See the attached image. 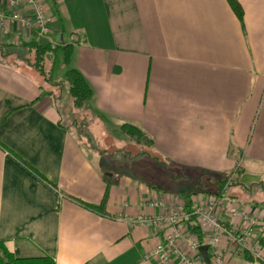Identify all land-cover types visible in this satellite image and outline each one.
I'll return each instance as SVG.
<instances>
[{
	"label": "crops",
	"instance_id": "crops-1",
	"mask_svg": "<svg viewBox=\"0 0 264 264\" xmlns=\"http://www.w3.org/2000/svg\"><path fill=\"white\" fill-rule=\"evenodd\" d=\"M42 1L59 47L72 46L64 78L77 69L92 89L96 143L123 149L120 128L131 124L169 166L215 176L247 169L263 180L264 0H237L242 21L227 0ZM9 15L0 2L9 30L0 44L20 49L30 42L14 40ZM0 58V242L16 258L55 264H156L146 256L162 231L131 223L157 215L155 202L184 199L87 149L61 121L52 80ZM233 198L264 215V194ZM259 247L254 258L222 240L226 264H264V239Z\"/></svg>",
	"mask_w": 264,
	"mask_h": 264
},
{
	"label": "built area",
	"instance_id": "built-area-1",
	"mask_svg": "<svg viewBox=\"0 0 264 264\" xmlns=\"http://www.w3.org/2000/svg\"><path fill=\"white\" fill-rule=\"evenodd\" d=\"M10 12L9 19L16 25L14 40L24 38L44 42L51 48L62 45L51 32L53 15L42 0H0ZM26 8L28 13H23ZM9 33L0 18V34ZM75 41V38H71ZM227 186V185H226ZM225 186V187H226ZM160 211L157 215L138 217L131 224L162 231V240L148 252L147 258L156 264H205L199 247L207 246L209 264H226L223 258L222 240L233 254L249 253L260 256L259 240L264 239V215L257 214L227 199L224 191L220 195H191L189 207L183 201L171 205L153 203ZM226 216L229 222L221 219ZM198 225L202 239L189 231V225ZM175 261H177L175 263Z\"/></svg>",
	"mask_w": 264,
	"mask_h": 264
},
{
	"label": "rangeland",
	"instance_id": "rangeland-1",
	"mask_svg": "<svg viewBox=\"0 0 264 264\" xmlns=\"http://www.w3.org/2000/svg\"><path fill=\"white\" fill-rule=\"evenodd\" d=\"M57 48L58 47H55L54 49ZM12 51L14 52V55H11L8 58H4L7 61L6 63H9L11 65L19 64V66H23L24 64L29 65L26 62L22 61L29 58V54L24 49L14 48ZM50 54H48L46 57L47 64L45 67L47 69L46 73L50 76L52 83H44H46L45 86L51 87V93L53 94L55 93V91H57L58 88L60 89V105L62 106L61 111L63 113L61 121L76 137L80 138L84 135L89 136L90 134L88 133L89 131L87 129V120L89 118V114L87 113V109L84 111L74 109L69 94L68 83L66 82L62 74L63 69L65 68L63 63V53L61 50H57L53 54ZM31 60L32 56L30 55L28 61L31 62ZM50 64H52L53 67L49 71L51 67ZM121 136V139H123L124 143L123 149L121 150H118L106 143V145H100L99 143H96L94 139L91 138V136V141H86L84 145L87 147V149L90 148V146L93 147V152L95 153H98V151L102 152L104 157L109 158L107 159V161H110L109 165L114 163V165L116 167L118 166L119 168V165L122 164L123 170L125 171L130 170V168H128V165H126V163L130 162L132 168L137 172V174L143 177L146 181L154 183L155 185L164 188L168 193L174 194L183 199L184 197H186L185 193H193L194 195L199 196H210L213 195L212 193L216 192L219 188V185L216 184L214 180L209 179L210 176L212 177L213 175H209L200 171L189 172L186 170L175 168L173 166H169L164 160L157 157L153 153L151 147L135 143L122 132ZM107 141H109V139H107ZM109 170L110 169H106L107 172ZM261 179L263 180L257 181V172L253 170H240L236 177L231 176L228 179L221 190L224 191L227 199L229 200L235 199L233 198L235 194H240L246 199H251L257 193L264 194V176ZM234 181L236 182V185H233ZM240 182L245 185V188L251 186V188L249 189L250 192L249 190L247 192L245 188L243 189L242 185H238ZM183 202H185V200Z\"/></svg>",
	"mask_w": 264,
	"mask_h": 264
},
{
	"label": "trees",
	"instance_id": "trees-1",
	"mask_svg": "<svg viewBox=\"0 0 264 264\" xmlns=\"http://www.w3.org/2000/svg\"><path fill=\"white\" fill-rule=\"evenodd\" d=\"M227 1L229 5L231 6L232 10L234 11V13L237 15V17L240 19V21H242V16H243L242 9L239 6L237 0H227ZM14 48L17 49V47H14L12 45L0 44V56L3 58L5 57L8 58L11 55H14L13 54L14 52L12 51ZM20 49H24L29 54V58H30V55L32 56L31 62L28 61L29 58L24 59L22 61L26 62L31 67H33L41 75V77H43V80L47 82L50 79V76L46 73L47 69L45 67L47 63L45 61L47 55L50 52L54 53L57 50H61L63 53V63L65 64V66H69L71 55H72L71 45H67L62 48L58 47L57 49H54V48L52 49L48 44L44 42H38L37 40L35 41L33 40L32 42L27 43V44H22L20 46ZM50 65L51 67L49 71L53 67L52 64ZM65 80L69 86V94H70L74 109L80 110V111L86 110L88 106V102L90 101L93 95V92H92L90 85L84 78V76L77 69L69 68L65 73ZM120 130L130 140L134 141L137 144H143L148 147L153 146L152 139L149 136H147L141 129H139L138 127L134 125L123 124ZM83 137H85V139L88 142L91 141L88 135H84ZM90 148L94 150L93 147L90 146ZM98 153L102 154V152L100 151H98ZM238 172L239 171L236 170L235 173L233 174L223 175L224 177L215 176L214 174L204 172L206 174L213 175L212 177L210 176L209 179L214 180V182L219 185V188L217 189V191L212 194L220 195L223 185L228 181V179L231 176H235V174ZM234 184L236 185L235 181L233 185ZM238 185H241V184L239 183ZM230 186H231V183H230ZM242 188L244 189L245 187L242 186ZM250 188L251 186L245 188V190L248 192ZM185 194H186V197H184V200H185L187 207H189L190 197L192 194L191 193L190 194L185 193ZM204 194H211V193H204ZM189 231L193 235H195L199 240L202 239V232L200 228L198 227V225L191 223L189 225ZM0 264H55V263L50 257L46 255H41L37 257L16 258L11 253H9L6 247L4 246V244L0 242Z\"/></svg>",
	"mask_w": 264,
	"mask_h": 264
},
{
	"label": "water",
	"instance_id": "water-1",
	"mask_svg": "<svg viewBox=\"0 0 264 264\" xmlns=\"http://www.w3.org/2000/svg\"><path fill=\"white\" fill-rule=\"evenodd\" d=\"M207 246L206 245H202L199 247V250L201 252V255H202V258L205 262V264H209V259H208V256H207Z\"/></svg>",
	"mask_w": 264,
	"mask_h": 264
}]
</instances>
